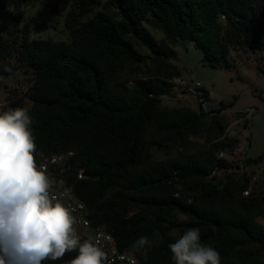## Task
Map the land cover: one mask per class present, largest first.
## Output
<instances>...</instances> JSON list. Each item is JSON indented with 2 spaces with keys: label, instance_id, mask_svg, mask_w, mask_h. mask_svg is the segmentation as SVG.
<instances>
[{
  "label": "trees",
  "instance_id": "trees-1",
  "mask_svg": "<svg viewBox=\"0 0 264 264\" xmlns=\"http://www.w3.org/2000/svg\"><path fill=\"white\" fill-rule=\"evenodd\" d=\"M7 1L18 13L10 20L24 21L21 7L32 0ZM68 4L66 42L31 39L25 21L18 38L0 36V77L18 67L32 76L28 92L9 99L2 112L20 108L24 97L30 101L37 166L41 156L72 152L63 173L67 185L92 225L109 233L120 251H131L137 264H173L168 244L192 228L221 264H264V231L257 222L264 216L263 193L242 195L250 187L246 172L210 177L217 166L232 168L216 152L232 151L239 142L224 137L223 120L211 118L206 130L212 137L197 153L162 160L153 155L155 148H185L207 115L203 103L196 112L161 106L176 87L172 80L181 77L168 45L192 43L203 66L232 68L231 51L264 52V0H62L59 11ZM148 27L161 30L165 40L158 42ZM12 56L17 64L8 61ZM128 69L133 82L121 81L120 72ZM141 236L155 241L146 255L132 247ZM77 254L43 264H67Z\"/></svg>",
  "mask_w": 264,
  "mask_h": 264
},
{
  "label": "rangeland",
  "instance_id": "rangeland-1",
  "mask_svg": "<svg viewBox=\"0 0 264 264\" xmlns=\"http://www.w3.org/2000/svg\"><path fill=\"white\" fill-rule=\"evenodd\" d=\"M107 0H102L106 2ZM62 0H32L22 5L21 13L23 20L30 24V38L54 41H68V33L64 26L67 9L60 12L59 7ZM49 12L45 13V9ZM96 9L95 11H97ZM18 14L16 9L10 6L7 0H0V36L11 41L20 36L19 30L23 27L21 23L12 22L10 16ZM91 17L89 15L86 18ZM83 18L82 20H86ZM41 21L38 24V21ZM153 37L158 41H164V34L161 30L148 27ZM176 53L175 59L171 61L180 70V76L184 80L199 82L209 93V99L205 100L202 111L207 115L204 119L205 127L197 135L189 137V143L185 148L161 151L154 149L153 155L156 160L166 159L177 152L197 153L206 145V139L211 136L206 128L215 117L225 125L224 137L238 140V145L228 153V160L242 158L243 160H253L262 156L258 165L247 169L245 172L254 177L252 194H259L264 189V52H250L236 50L231 51V59L235 65L232 68L213 69L203 66L202 53L196 49L192 43H177L168 45ZM146 53L143 51V54ZM12 64H17L15 57L9 60ZM121 81L133 82L132 70L120 72ZM32 85L31 73L25 69H18L9 77H0V106L5 107L9 99L17 98L26 94ZM199 102L193 95L187 94L178 87H172L170 93L162 97L161 106L165 109L188 108L198 111ZM221 104L231 105L219 113H210L217 110ZM20 108L28 110L30 101L24 97L20 103ZM254 109L255 113L249 121L243 119L242 111ZM215 138H212L214 143ZM264 221V216L258 222ZM129 254L133 255L131 251ZM264 259V251L262 253Z\"/></svg>",
  "mask_w": 264,
  "mask_h": 264
},
{
  "label": "clouds",
  "instance_id": "clouds-1",
  "mask_svg": "<svg viewBox=\"0 0 264 264\" xmlns=\"http://www.w3.org/2000/svg\"><path fill=\"white\" fill-rule=\"evenodd\" d=\"M31 124L24 108L0 113V264H43L76 250L67 264H112L99 240L81 242L72 210L50 195L52 181L46 166H37ZM154 235L163 241L159 232ZM154 243L141 236L132 247L146 255ZM168 248L173 264H221L219 253L201 242L198 228L188 229Z\"/></svg>",
  "mask_w": 264,
  "mask_h": 264
},
{
  "label": "built area",
  "instance_id": "built-area-1",
  "mask_svg": "<svg viewBox=\"0 0 264 264\" xmlns=\"http://www.w3.org/2000/svg\"><path fill=\"white\" fill-rule=\"evenodd\" d=\"M44 12H49V8H46ZM220 20L224 21L225 17L221 15ZM37 23L40 24L41 21L39 20ZM172 82L176 87L180 88L187 94L193 95L199 103H203L204 105L205 99L203 90L205 88L199 82L184 80L182 77H175ZM3 108L0 106V113L2 112ZM254 113V109H246L242 111V114L244 115L242 117L243 119L249 121L252 119ZM228 154L229 153L225 150H218L216 152V158L220 161L228 162L232 168L225 169L217 166L212 169L210 173L211 178H223L226 176V174L232 173L233 171L245 172L247 169H251L253 166H255L246 165L244 162L245 160L238 157L228 160ZM72 157V152H62L59 154L40 157L38 167L40 165H45L47 169V175L52 181L50 195L56 197L57 201L61 202L65 207H68L70 210H72V215L76 219L74 228L76 229V233L80 237L81 241L90 240L95 242L96 240H99V246L106 252L109 261H111L112 264H137L133 255L129 254L128 252L120 251L117 248L113 237L109 233H107L102 227H96L92 225L89 218V212L84 203L80 201L73 187L67 185V181L63 173L69 168L70 165L68 164V161ZM233 167H236V169ZM82 178L83 171L81 170L77 174V179L80 180ZM254 180L255 178L253 177L250 181V187L242 193L243 196H249L251 194ZM262 193L264 195V189ZM260 218L261 217L257 218V222ZM258 224L264 231V221L261 222L260 220ZM121 257H124V259H121Z\"/></svg>",
  "mask_w": 264,
  "mask_h": 264
}]
</instances>
